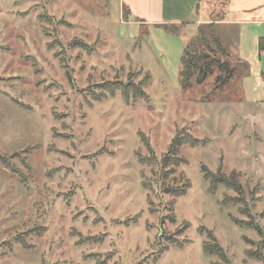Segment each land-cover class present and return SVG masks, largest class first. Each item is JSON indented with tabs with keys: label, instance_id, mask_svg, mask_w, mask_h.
<instances>
[{
	"label": "rangeland",
	"instance_id": "obj_1",
	"mask_svg": "<svg viewBox=\"0 0 264 264\" xmlns=\"http://www.w3.org/2000/svg\"><path fill=\"white\" fill-rule=\"evenodd\" d=\"M187 1L166 0L165 18ZM128 20L119 0H0V264H264V77L238 65L182 89L193 26ZM222 33L235 61L238 33ZM177 137L184 161L164 165ZM203 167L238 173L242 192L211 190Z\"/></svg>",
	"mask_w": 264,
	"mask_h": 264
},
{
	"label": "trees",
	"instance_id": "obj_2",
	"mask_svg": "<svg viewBox=\"0 0 264 264\" xmlns=\"http://www.w3.org/2000/svg\"><path fill=\"white\" fill-rule=\"evenodd\" d=\"M122 17L126 18L128 15L126 7L122 6ZM141 21V20H139ZM170 26V25H168ZM222 28L220 24L216 22L203 23L198 25L190 38L185 42L183 47V52L180 57V87L182 89L188 88L191 85L192 80L194 79L196 83L201 84L204 82L208 74L215 72L217 74L216 80L220 84H226L230 81L231 77L235 74L236 66H240L241 63L237 59L235 61L230 59L231 53L224 43V34L222 33ZM174 31H177L176 28H172ZM224 30V29H223ZM258 53L261 58L262 53H264V35L258 38L257 42ZM264 61V58H263ZM264 77V68L261 72ZM149 78L150 74H146ZM147 78V79H148ZM145 81L139 82L138 84H133L130 82L121 83L119 81L107 82L101 86V89L108 91L111 95L114 94L116 90L121 91V95L124 100H129L132 98H145L147 95L143 90V84ZM131 95V96H130ZM187 141L186 138H179L173 140L171 150L172 155L170 158H165L163 164L171 163L173 166H177L181 159L176 156V152L179 146L185 144ZM172 158H174L172 160ZM204 168V167H203ZM204 178L210 180V189L214 190L216 185H223L226 188L232 189L237 193L242 192L241 184L238 181V173L232 172L228 176L221 174L220 169L216 173L209 172L204 168ZM188 183H185L179 188L171 189L173 196H181L185 194ZM226 200H229L226 198ZM225 202V201H224ZM245 212V209H241ZM235 221L239 224H243L249 227L254 226L253 217H250L248 221ZM206 231L203 227L199 229V232ZM207 235L212 241L204 242L205 253H217L222 258H226L225 252L221 246L216 242L212 231L207 230ZM252 254V253H251Z\"/></svg>",
	"mask_w": 264,
	"mask_h": 264
},
{
	"label": "crops",
	"instance_id": "obj_3",
	"mask_svg": "<svg viewBox=\"0 0 264 264\" xmlns=\"http://www.w3.org/2000/svg\"><path fill=\"white\" fill-rule=\"evenodd\" d=\"M174 1L170 0L172 3ZM218 1L221 9L210 7V0H188L186 2L188 3V8L183 13V17L168 16L170 18H165L164 5L166 4V0H119V4L121 9L122 6L126 7L127 15H132L137 19L128 20L134 23L141 22L157 25L163 22L175 24L185 22L187 23V27L193 26L192 28L194 30L198 25L209 22H216L224 27L234 26L238 34L233 37L234 45L232 44L231 47L236 54V59L240 61L242 67L243 63L246 64V68H243L247 72H252L257 79L262 81L261 72L264 68V57L261 56L260 58L257 48V42L260 36L250 32V37L252 38L251 46V41L248 45L244 44L242 34L243 28L247 29L252 25H258V31L262 32L261 27L264 25L263 1L256 4L257 0H250L255 4L248 2L246 4L245 1L248 0H228L226 9L223 8L225 7L224 0ZM172 6L175 5L173 4ZM138 19H141V21Z\"/></svg>",
	"mask_w": 264,
	"mask_h": 264
},
{
	"label": "water",
	"instance_id": "obj_4",
	"mask_svg": "<svg viewBox=\"0 0 264 264\" xmlns=\"http://www.w3.org/2000/svg\"><path fill=\"white\" fill-rule=\"evenodd\" d=\"M243 66L246 68V64L243 63Z\"/></svg>",
	"mask_w": 264,
	"mask_h": 264
}]
</instances>
